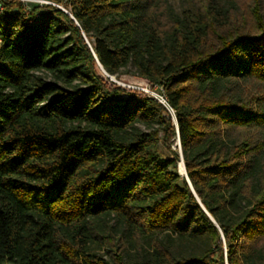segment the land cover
<instances>
[{
    "label": "trees",
    "instance_id": "16d2710c",
    "mask_svg": "<svg viewBox=\"0 0 264 264\" xmlns=\"http://www.w3.org/2000/svg\"><path fill=\"white\" fill-rule=\"evenodd\" d=\"M49 1L0 0V264H264V3Z\"/></svg>",
    "mask_w": 264,
    "mask_h": 264
},
{
    "label": "rangeland",
    "instance_id": "374dc122",
    "mask_svg": "<svg viewBox=\"0 0 264 264\" xmlns=\"http://www.w3.org/2000/svg\"><path fill=\"white\" fill-rule=\"evenodd\" d=\"M160 2H168L169 5L172 6V8L175 10L177 14H182L183 7L188 6V7H193L194 3H199L202 4L206 2L207 0H159ZM261 2L264 3V0H260ZM24 4V7L27 10H31L33 7L36 5H41V4H46L50 3L49 0H24L21 1ZM238 4V8L242 9L243 11H248L250 7H253L254 4L257 2V0H236ZM98 74L103 78V80L108 84L109 87L111 88H122L126 91H133L136 93H139L140 95L143 96H152L153 98H159L164 96V91L161 87L158 86H153L151 83L148 81L141 79L139 77H136L134 75L130 74H125L120 77H113L109 76L103 71L101 66L97 64L96 66ZM45 77V75H43ZM147 90V92H145ZM173 114V112H172ZM175 120V117H174ZM176 123V121H175ZM141 130H144V127H140ZM161 138H163V135H161ZM172 149L177 151L180 154V147H179V140L178 137L173 140V145ZM158 154L163 157H170L171 153L169 150L163 146V144L160 142L158 146ZM180 172V171H179ZM99 231L103 235L102 241L98 240H93L91 242V248L92 250L97 253L99 256L103 257L105 260L112 262V257L111 255L117 252L115 249H110V243L113 242L114 244L121 243V239H123V234L121 231V228L117 224V222L112 219L108 218L104 223L101 224L99 227ZM162 241L168 240L167 236L162 235L159 238ZM145 249L150 250L151 245L147 242L144 244ZM112 247V246H111ZM113 250V251H112ZM135 249L132 248L130 249V255L135 256Z\"/></svg>",
    "mask_w": 264,
    "mask_h": 264
},
{
    "label": "water",
    "instance_id": "95a60500",
    "mask_svg": "<svg viewBox=\"0 0 264 264\" xmlns=\"http://www.w3.org/2000/svg\"><path fill=\"white\" fill-rule=\"evenodd\" d=\"M99 65H100V63H99ZM101 66V65H100ZM175 121H176V119H175ZM177 122V121H176ZM178 140H179V147H180V156H181V161H182V163H183V165H184V171H185V177H186V179L188 180V183L190 184V186L192 187V185H191V182L189 181V178H188V175H187V171H186V167H185V163H184V158H183V152H182V146H181V141H180V133H179V130H178ZM181 176H183L182 174H180ZM192 190H193V188H192ZM194 191V190H193ZM197 199H198V201L201 203V201H200V199L197 197ZM202 207H203V205H202ZM203 209L205 210V208L203 207ZM206 211V210H205ZM207 212V211H206ZM207 214H208V216L213 220V222L216 224V221L213 219V217L207 212ZM224 239V238H223Z\"/></svg>",
    "mask_w": 264,
    "mask_h": 264
},
{
    "label": "built area",
    "instance_id": "2783aa9c",
    "mask_svg": "<svg viewBox=\"0 0 264 264\" xmlns=\"http://www.w3.org/2000/svg\"><path fill=\"white\" fill-rule=\"evenodd\" d=\"M8 1H17V0H8ZM20 1H23L24 2V0H20ZM46 4H51V3H46ZM41 5H45V4H41ZM3 10V8H2V5H1V3H0V11H2ZM1 37H0V44H1ZM107 74V73H106ZM108 75V74H107ZM109 76V75H108ZM109 78H110V76H109ZM145 92H147V90H145ZM148 97H150V98H153L152 96H148ZM154 99H156L158 102H160L161 104H163V105H165V106H167V100H166V98H165V96H162V97H159V98H154Z\"/></svg>",
    "mask_w": 264,
    "mask_h": 264
},
{
    "label": "bare ground",
    "instance_id": "6f19581e",
    "mask_svg": "<svg viewBox=\"0 0 264 264\" xmlns=\"http://www.w3.org/2000/svg\"><path fill=\"white\" fill-rule=\"evenodd\" d=\"M179 173L182 174L183 176L185 175V171H184V165L182 163V161L179 163Z\"/></svg>",
    "mask_w": 264,
    "mask_h": 264
}]
</instances>
